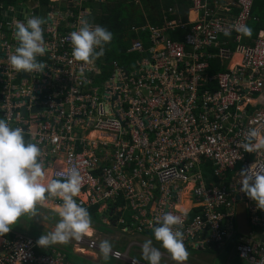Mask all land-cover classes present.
<instances>
[{"label":"built area","instance_id":"2783aa9c","mask_svg":"<svg viewBox=\"0 0 264 264\" xmlns=\"http://www.w3.org/2000/svg\"><path fill=\"white\" fill-rule=\"evenodd\" d=\"M189 3L186 22L177 18L162 28H140L150 34L146 48L139 40L131 47L142 55L135 68H116L105 81L98 77L96 60L84 65L73 59L70 33L59 34L56 28L47 31L43 72L19 78L8 64L18 43H10L3 31L0 117L10 127L24 129L41 149V159L62 166L56 172L59 177L66 179L60 174L69 168L79 169L83 181L74 197L77 202L80 195L78 205H102L113 212L108 203L118 198L134 208L151 201L144 228H152L157 217L170 211L182 217L184 242L205 231L209 236L201 245H225L236 237L241 258L264 264V243L235 228L241 203L251 231L264 236V211L240 191L238 182L243 169L264 166V150L247 153L241 147L249 128L264 126V37L248 48L236 45L234 52L228 47L239 42L233 25H246L253 0ZM14 21L11 16L6 25L14 27ZM213 58L224 65V72L210 74ZM202 84L208 88L199 93ZM90 128L103 136L85 142L83 130L98 133ZM209 163L214 170L205 175L202 166ZM189 184L198 208L193 216L179 208L173 195ZM37 240L20 233L0 238V264H77L54 245L41 249ZM73 241L79 255L100 253L99 239L84 236ZM112 251L119 253L112 255L116 259L139 264L127 252Z\"/></svg>","mask_w":264,"mask_h":264},{"label":"clouds","instance_id":"9594fccd","mask_svg":"<svg viewBox=\"0 0 264 264\" xmlns=\"http://www.w3.org/2000/svg\"><path fill=\"white\" fill-rule=\"evenodd\" d=\"M253 5L254 0L246 25L240 23L233 25L234 30L239 33L235 35L237 37L239 36V42L231 44L232 49H229L230 52L236 50H234L236 45H238V47L248 48L254 45L259 36L264 37L263 32L260 30L256 37L251 40L250 45H244L242 43L243 37L250 38L253 34V30L248 27V23L250 21L258 22V19L252 15ZM78 8H80V6H78ZM86 8L90 7L87 6ZM86 8H80V16L75 18V22H72L70 20L74 15L71 12L74 10H66L63 13L60 12L55 5H52L50 11L44 12V16L46 15L48 19L47 26L43 25L45 21L43 18L39 17V15L38 17L36 15H29L20 17L23 21L15 20V29L3 30L8 38L13 39L15 42L17 41L18 43V47L15 48L14 53L8 56V64L12 70L18 73L19 78H30V73L43 72L45 64L38 61V59L45 55L48 59L45 39L48 36L47 31L51 28H56L59 34L70 33L69 39L72 46V57L75 61H82L84 62V65H88L94 63L96 60L100 71L102 72L98 61L106 55L107 51L105 45L112 41L113 34L107 28L98 25V23L92 18V9L86 11ZM175 9L176 7H174L173 10H170L167 14L171 15L172 13H175ZM234 14L238 15L239 12L236 10ZM65 16H67L68 19H66ZM165 22L166 21H164L161 26H148H151L152 28H162L164 27ZM78 28L79 30H77ZM136 29H138V31ZM131 30L135 33L147 32V38L150 34L148 29L142 31L136 26H133ZM43 32L46 33L45 36H43ZM13 34L15 39L13 38ZM225 35H230V33H225ZM96 49L99 50L96 51ZM0 57L3 58V55L0 54ZM217 61L220 64L219 60ZM114 64L116 63L113 62L114 71L112 74H114L116 68L122 70L126 69L121 66H115ZM21 72L28 74L21 76ZM83 74L84 68L81 67L80 75L83 76ZM109 78L102 79V81ZM22 111L25 112V109ZM88 130L98 132L92 134L95 137L103 136L100 134L101 131L95 128H90ZM241 147L247 153L264 150V126L249 128L245 134V139L242 142ZM41 155V149L37 144L31 142L26 143L25 133L22 127L12 128L7 119H1L0 117V238L8 237L6 235L12 233L10 232L12 226L16 224L21 216L30 215L35 217L37 215V205L40 208L41 205H44L47 202V204H51V206H46L47 209L51 208L53 212L58 214L60 219L56 223L53 231L39 237L36 242L38 247L41 249H48L53 245H66L72 240L80 241L84 236H91L95 239L96 233L92 227V225L95 224H92L88 210L98 207V212L101 214L98 221L103 224L111 228H118L122 234H128L130 232L145 233L148 237H152L157 242H160L161 247L170 255L171 259L175 261L176 264H185L188 260L189 253L185 247V242L187 240L184 242V233L182 231L183 220L181 216L173 214L170 211L166 212L162 217H157L156 223L149 229L144 228L142 222L149 215L152 206L151 201L138 203L139 206L136 208L129 206L137 211L138 219L134 217H131L130 219L128 218L126 215L127 202L123 198H118L114 203H108L113 206V212L110 211L109 214L103 211L104 206L102 205L89 208L84 207L85 205L80 206L77 204L81 200L79 198L80 195L77 202L74 199V197L80 192L83 181L79 169L72 167L69 168L66 173H61L60 175H66V179H64L59 177L57 175L58 173L56 174L57 169H60L62 166L58 162L44 160V157L41 159ZM45 169L52 170L50 180L47 183L43 182ZM128 174L129 172L126 173V175ZM204 174L206 175L207 173L204 172ZM239 177L240 179L238 182L241 184L240 191L255 202L257 209L264 211V166L253 164L250 168L243 169L239 173ZM191 188L192 186L190 184L185 185V187L180 188V192L173 193L175 200L178 202V194L180 197L181 192L185 190L187 192L189 191L194 200H192L193 207L189 212L193 208H197L196 200L191 194ZM181 204L183 206L179 208L185 210V194L181 199ZM54 208H57L58 210ZM120 208L122 210L119 212ZM145 208L148 209V212L141 214V211ZM235 228L238 231L236 215ZM148 231H153L154 237L149 236L147 234ZM238 233L243 235L239 231ZM251 233H253V239H259L264 243V241L261 240L263 236L260 237L257 231L252 232L250 229L249 233L243 236H249ZM13 236L14 233H12V237ZM235 238L236 237L229 239L228 243L234 242L235 244ZM137 244L136 241H132L128 244L124 252L119 249L117 250L121 253L127 252L128 258L137 260L130 255L131 248ZM74 246L77 247L75 242ZM112 248L113 247L109 241H102L99 244L100 253H96L95 255L98 258L103 257L105 260H108L112 255L118 256L119 253H113ZM142 256L144 260L149 262V264H160L162 253L158 248L153 246V241L149 239L142 245ZM111 258L116 261L130 264L127 260H119L114 257ZM241 259L244 261L243 258Z\"/></svg>","mask_w":264,"mask_h":264},{"label":"trees","instance_id":"16d2710c","mask_svg":"<svg viewBox=\"0 0 264 264\" xmlns=\"http://www.w3.org/2000/svg\"><path fill=\"white\" fill-rule=\"evenodd\" d=\"M29 0H0V32L7 28V21L11 16H17V18L22 17L21 12L26 11L27 2ZM33 1V0H31ZM35 1V0H34ZM40 7L30 9L32 14L38 17V14L43 12H48L51 9L50 0H39ZM261 2V0H258ZM85 5L82 6L85 9L87 6L92 9V18L98 23V25L107 28L113 34L112 41L105 45L106 55L103 56L98 62L101 67V75L99 79L109 78L114 69L113 62L117 66L130 69L135 68V61L139 59L142 55L138 52L132 51L131 47L136 40L142 42L143 46L146 48L147 43V32L135 33L131 30L133 26L143 27L146 25L161 26L164 21H171L177 18L187 21L189 0H90L83 2ZM262 3V2H261ZM54 4V3H53ZM63 11L68 8L74 10V17L70 21L75 22L80 8H75L72 1H68V4L64 5ZM176 7L175 13L168 15L167 13ZM258 8L257 0H254V5L252 9V15H256ZM12 9V11H10ZM252 28L253 34L250 38L243 37L242 43L244 45H250L251 40L254 39L257 33L260 31V26L257 22H249L248 27ZM186 33V31H185ZM176 37V36H174ZM231 42L228 47L231 48ZM212 54L216 51L211 50ZM39 60V59H38ZM210 74L215 75L225 71L224 65H220L216 58L210 59ZM213 88V86H210ZM208 88L207 84H202L199 87V93H203L205 89ZM25 141L31 142L28 136H25ZM32 143V142H31ZM198 208H193L188 215L193 216L197 213ZM92 224L99 225V218L101 214L98 212V207H94L88 210ZM6 236L12 238V233H8ZM232 246L229 242L228 249ZM70 257V256H69Z\"/></svg>","mask_w":264,"mask_h":264},{"label":"rangeland","instance_id":"374dc122","mask_svg":"<svg viewBox=\"0 0 264 264\" xmlns=\"http://www.w3.org/2000/svg\"><path fill=\"white\" fill-rule=\"evenodd\" d=\"M53 1H56V0H53ZM50 3L52 6L54 2L52 3L50 1ZM27 4L28 5H26V7H27L26 11L21 12V15H23V17L29 16L32 13L30 9L35 8V3H33L31 0H29ZM75 7L78 8L77 3L75 4ZM10 11H12V9H10ZM71 13L74 15V11H72ZM79 16H80V13L78 12L77 16H75V17H79ZM190 17H191V14H190ZM15 20L23 21L20 18H17V16L15 17ZM46 23H48L47 17H46ZM250 23H251V21H250ZM1 24L2 23H0V27H1ZM11 29H15V26L5 28L4 30H11ZM45 35H46V33L43 32V36H45ZM6 39H8V41L10 43L15 42L11 38H6ZM81 136L86 137L85 142L88 141L86 139H90L91 141L97 140V137L90 135L88 132H85V130H83V132L81 133ZM78 151H79V149H78ZM202 169L205 170L206 173H210L214 170V165L211 163L203 164ZM126 205L131 206L130 203H126ZM43 207H46V206L41 205L39 208L37 205V209H36L37 215L35 217H32L30 215L21 216L19 218V220L16 222V224H14L12 226V230L10 232L20 233L23 235L29 234V235L39 239V237L41 235H43V234L46 235L49 232L53 231L55 228V225L59 221L60 217L58 216L57 213H53L55 215L54 217L57 220V222H55L54 220H51V219L46 220L51 215L49 214V210L45 209ZM54 209H56V208H54ZM103 211L107 214L110 213V211L108 209H105V208L103 209ZM92 227L96 233L95 239H97V238L100 239V242L109 241L113 248L119 249L120 251H123V252L126 250V247L128 246V244L130 242L136 241L138 244L134 245L131 248L130 255L132 257L136 258L140 263L149 264V262L144 260L143 256H142V245L144 244L145 241H147L149 239H151L153 241L154 247L158 248L161 252L165 251L161 247L160 242H157L152 237H148L145 233L130 232L128 234H122L118 228H116V229L111 228V227H109L103 223H100L99 225H92ZM189 240H191L193 242V239H187V242ZM199 245H201V244L199 243ZM54 246H56V249L59 251H60V249H64L67 252V254L70 256V259L72 261L76 262L77 264L78 263H80V264H113L115 262H117L118 264H127V263L122 262V261H116L115 259L111 258L112 256H110L108 260H105L103 257H101L97 261H95L97 263H95V262L85 263V258H83L79 254L74 252V241L73 240L70 241L66 245H54ZM161 260H162V258H161ZM242 264H251V263L244 260L242 262Z\"/></svg>","mask_w":264,"mask_h":264},{"label":"crops","instance_id":"0c3cea01","mask_svg":"<svg viewBox=\"0 0 264 264\" xmlns=\"http://www.w3.org/2000/svg\"><path fill=\"white\" fill-rule=\"evenodd\" d=\"M50 1L52 3L54 2L53 5H55L57 7V9H59L60 12L64 13L63 9L67 8V7H64V5L68 4L69 0H56V1L50 0ZM86 1H90V0H77V4H78V6H80V8L83 9L84 7H82V6L85 5L83 2H86ZM32 2L35 3V8L40 7V1L39 0H35V1L33 0ZM257 2H258V8L256 11L257 13L254 17H256L258 19L257 23L260 26V30L264 34V0H261L262 3L259 2L258 0H257ZM88 9L90 10L91 7L86 8V11H89ZM67 10L71 11L69 8ZM38 15H39V17L44 19L45 23L43 25L47 26L46 15L44 16V12L42 14H38ZM13 38L15 39L14 34H13ZM38 61H40V62L47 61L46 55L44 57L40 58ZM224 63L227 64L228 62L226 61ZM44 172H45V177H44L43 182L47 183L50 180L52 170L51 169H45ZM184 194H185V212H187L188 210H190L193 207V201L194 200L191 197L189 191L187 192L185 190V191L181 192L180 197L178 194V199H179L178 206L179 207L182 206L181 199L184 196ZM44 205L45 206H47V205L51 206V204H47V202ZM48 210H49V214L51 216L48 218L46 217L47 218L46 220L51 219V220H54L55 222H57V220L54 217L55 215L53 214L55 212H53V210L51 208ZM144 212H148V209L145 208L144 210H142L141 214H143ZM126 215L128 216L129 219L131 217L138 219L137 211L134 210L133 208H130L128 205H127ZM208 236H209V232L205 231L203 234H200L199 236L194 238L193 242L191 240H189L188 242L187 241L185 242V247L189 253L188 260L185 262V264H242L243 260L238 256L236 249H235L234 242H230V243H232V246L229 249L227 248L229 243H227L225 245H220V244L215 243V242L204 241L203 245H199V243L201 241L208 239ZM76 248L77 247L74 246V252H75ZM60 251L67 253L64 249H60ZM161 253H162V260L160 261V264H176V262L171 259L170 255L166 251H163ZM80 256L85 258V263L95 262L99 259L93 253H90V254H84L83 253V254H80ZM95 263H97V262H95ZM78 264H80V263H78ZM113 264H118V263L115 262ZM140 264H144V263H140Z\"/></svg>","mask_w":264,"mask_h":264},{"label":"water","instance_id":"95a60500","mask_svg":"<svg viewBox=\"0 0 264 264\" xmlns=\"http://www.w3.org/2000/svg\"><path fill=\"white\" fill-rule=\"evenodd\" d=\"M66 19H68L67 16H65ZM28 73H25V72H21V76H25L27 75ZM39 109L36 107L34 109V111H38ZM236 224H237V228H238V231L243 234V235H247L250 231V228L247 224V219H246V211H245V207L244 205L242 204H239L237 206V209H236ZM147 234L149 236H153L154 237V233L153 231H148ZM262 241H264V236L261 238Z\"/></svg>","mask_w":264,"mask_h":264},{"label":"bare ground","instance_id":"6f19581e","mask_svg":"<svg viewBox=\"0 0 264 264\" xmlns=\"http://www.w3.org/2000/svg\"><path fill=\"white\" fill-rule=\"evenodd\" d=\"M191 18H192V19L194 18V14H193V13H191Z\"/></svg>","mask_w":264,"mask_h":264}]
</instances>
